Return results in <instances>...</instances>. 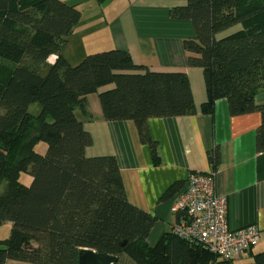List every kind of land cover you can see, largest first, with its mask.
I'll return each mask as SVG.
<instances>
[{
	"label": "trees",
	"instance_id": "1",
	"mask_svg": "<svg viewBox=\"0 0 264 264\" xmlns=\"http://www.w3.org/2000/svg\"><path fill=\"white\" fill-rule=\"evenodd\" d=\"M169 15L192 23L194 36L182 45L188 66L203 73L202 110L225 98L231 114L259 111L255 147L264 152V104L255 102L264 90V0H186ZM79 22L68 1L0 0V226L10 224L0 264H77L81 248L124 253L135 264H249L219 259L172 231L147 242L155 217L128 201L112 154L86 153L91 136L76 110L90 116L86 97L96 93L103 118L133 121L156 159L147 121L196 111L189 78L136 64L116 48L69 63L62 49ZM209 158L217 162L215 148ZM252 264H264V251Z\"/></svg>",
	"mask_w": 264,
	"mask_h": 264
},
{
	"label": "crops",
	"instance_id": "2",
	"mask_svg": "<svg viewBox=\"0 0 264 264\" xmlns=\"http://www.w3.org/2000/svg\"><path fill=\"white\" fill-rule=\"evenodd\" d=\"M185 2L103 0L100 14L82 17L79 10L80 22L62 49L71 64L87 53L116 48L125 50L136 64L151 70L186 72L196 111L148 119L150 137L157 145L156 159L149 146L141 141L133 121L103 118L96 93L86 97L90 116L78 110L76 114L91 136L86 153L91 156L112 154L128 201L155 217L147 238L149 244L163 232H171L181 218L171 211L172 197L161 199L164 192L174 183L183 182L189 172H212L216 193L227 199L228 226L235 229L255 224L260 231L258 242L232 260L252 264L253 254L264 251V152H257L255 147L260 112L231 114L225 98L216 99L211 112L202 110L206 101L203 73L198 67L188 66L182 45L184 39L194 36L192 23L169 15L172 6ZM73 33L81 37L87 35L83 37L85 40L92 39L89 46L81 44L75 62L70 60L71 54L65 52ZM55 58L51 55L48 62L53 63ZM255 102L264 104V90L255 95ZM214 148L217 151L215 164L209 158ZM5 264L31 263L8 260ZM116 264L135 263L123 253Z\"/></svg>",
	"mask_w": 264,
	"mask_h": 264
},
{
	"label": "built area",
	"instance_id": "3",
	"mask_svg": "<svg viewBox=\"0 0 264 264\" xmlns=\"http://www.w3.org/2000/svg\"><path fill=\"white\" fill-rule=\"evenodd\" d=\"M171 211L181 217L172 227L174 234L203 246L222 260L237 258L259 240L255 224L235 229L228 226L227 199L216 193L212 172H189L172 196Z\"/></svg>",
	"mask_w": 264,
	"mask_h": 264
},
{
	"label": "rangeland",
	"instance_id": "4",
	"mask_svg": "<svg viewBox=\"0 0 264 264\" xmlns=\"http://www.w3.org/2000/svg\"><path fill=\"white\" fill-rule=\"evenodd\" d=\"M68 2H71L75 4L76 8L78 10H81L82 17H86L92 14H100L102 12V7L100 6V3L98 0H67ZM115 3V2H114ZM112 3V5H114ZM87 35H76V33H73L70 37V41L68 42V45L66 46V54L69 55L71 58L70 60H73L75 62V54L79 51L81 44L89 46V43L91 42V38H88V40L83 39ZM93 42V41H92ZM75 58V59H74ZM38 105L36 103H33L29 106V111L32 113H36L38 110ZM45 150V144L40 143L36 146V151L38 152H44ZM25 175H22V181L26 180ZM27 181V180H26ZM25 181V182H26ZM9 232V222H6L4 225L0 226V239L7 238Z\"/></svg>",
	"mask_w": 264,
	"mask_h": 264
},
{
	"label": "water",
	"instance_id": "5",
	"mask_svg": "<svg viewBox=\"0 0 264 264\" xmlns=\"http://www.w3.org/2000/svg\"><path fill=\"white\" fill-rule=\"evenodd\" d=\"M118 257L97 253L89 248H81L77 254V264H116Z\"/></svg>",
	"mask_w": 264,
	"mask_h": 264
},
{
	"label": "bare ground",
	"instance_id": "6",
	"mask_svg": "<svg viewBox=\"0 0 264 264\" xmlns=\"http://www.w3.org/2000/svg\"><path fill=\"white\" fill-rule=\"evenodd\" d=\"M136 128V127H135Z\"/></svg>",
	"mask_w": 264,
	"mask_h": 264
}]
</instances>
